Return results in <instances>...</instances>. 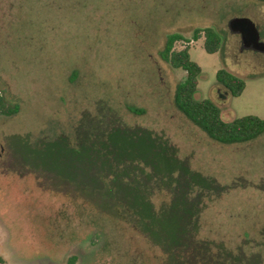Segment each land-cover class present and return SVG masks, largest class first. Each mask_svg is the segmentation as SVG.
I'll list each match as a JSON object with an SVG mask.
<instances>
[{
  "label": "rangeland",
  "instance_id": "obj_1",
  "mask_svg": "<svg viewBox=\"0 0 264 264\" xmlns=\"http://www.w3.org/2000/svg\"><path fill=\"white\" fill-rule=\"evenodd\" d=\"M233 18L264 42L260 0H0V97L18 107L0 115V264H264V133L211 141L160 56L178 35L196 100L264 120V52L242 48ZM206 27L214 54L192 38Z\"/></svg>",
  "mask_w": 264,
  "mask_h": 264
},
{
  "label": "trees",
  "instance_id": "obj_2",
  "mask_svg": "<svg viewBox=\"0 0 264 264\" xmlns=\"http://www.w3.org/2000/svg\"><path fill=\"white\" fill-rule=\"evenodd\" d=\"M260 1L264 2V0ZM200 35L204 38V50L208 54L216 53L220 46V38L215 30L211 27L197 29L193 33V40L197 41ZM180 39L178 35L168 36L160 54L162 60L171 68L182 70L185 74L174 91L173 101L177 110L211 141L218 144L246 143L263 134L264 120L256 116H243L225 122L221 119L220 111L213 102L194 98L201 69L191 61L186 48L178 51L173 50L174 43ZM215 80L233 98L239 97L245 87L242 80L225 70L217 71ZM17 111L16 105H7L0 97V115L13 116ZM74 260L75 258L70 259L69 263L72 264Z\"/></svg>",
  "mask_w": 264,
  "mask_h": 264
},
{
  "label": "water",
  "instance_id": "obj_3",
  "mask_svg": "<svg viewBox=\"0 0 264 264\" xmlns=\"http://www.w3.org/2000/svg\"><path fill=\"white\" fill-rule=\"evenodd\" d=\"M227 27L231 33L239 35L241 46L244 50L264 52V42L260 40L259 32L250 19H230L227 23Z\"/></svg>",
  "mask_w": 264,
  "mask_h": 264
},
{
  "label": "flooded vegetation",
  "instance_id": "obj_4",
  "mask_svg": "<svg viewBox=\"0 0 264 264\" xmlns=\"http://www.w3.org/2000/svg\"><path fill=\"white\" fill-rule=\"evenodd\" d=\"M131 110V112H133V113H136L134 110H132V109H130ZM139 113V112H138Z\"/></svg>",
  "mask_w": 264,
  "mask_h": 264
}]
</instances>
